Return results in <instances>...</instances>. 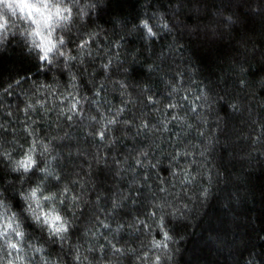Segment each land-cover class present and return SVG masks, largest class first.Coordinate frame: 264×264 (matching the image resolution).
<instances>
[{"label":"clouds","instance_id":"clouds-1","mask_svg":"<svg viewBox=\"0 0 264 264\" xmlns=\"http://www.w3.org/2000/svg\"><path fill=\"white\" fill-rule=\"evenodd\" d=\"M0 85V264H183L264 168V0H0ZM117 126L142 171L104 159ZM225 243L264 264L254 216Z\"/></svg>","mask_w":264,"mask_h":264},{"label":"trees","instance_id":"trees-1","mask_svg":"<svg viewBox=\"0 0 264 264\" xmlns=\"http://www.w3.org/2000/svg\"><path fill=\"white\" fill-rule=\"evenodd\" d=\"M195 15V10H193V16ZM190 20H192V17H190ZM192 22H195V20H192ZM97 75L101 74L98 73ZM6 86L0 85V122H11L13 123V127H15L8 113L13 111L14 105L18 106L20 96L18 93L11 95L4 93L3 88ZM129 91L131 92L132 89H129ZM100 93L101 96L104 95L103 88L100 89ZM157 94L159 95V93ZM110 98L114 104H120L121 97L119 93H112ZM128 107L131 111L126 110V115L121 117V119L127 118L131 125L133 115L139 111V108H133L131 103H129ZM169 112L171 113V109ZM155 119L153 118V122H155ZM171 127L172 131L168 135L175 139L174 134L179 131V128L176 126ZM4 131L5 133L8 132L7 129ZM123 131L134 135L136 129L129 126ZM115 134L120 136L118 150L114 151L112 148H109L103 153L104 159L107 161L110 156L114 155L116 160L120 161L124 156H129V164L133 165L137 172L142 171L131 157L136 154L134 151L136 148L147 146L149 140L146 137L140 136H137L133 140L130 136L121 135L120 126L116 127ZM160 147L167 148L168 145L161 144ZM156 151H159V149ZM149 154L152 155L153 153L150 152ZM99 174L102 179L111 182L112 176L105 169L104 165L100 166ZM144 175H148V172L144 171ZM132 178L129 175L127 180L120 185L121 188L128 187V182ZM132 195L138 196L139 193L133 192ZM241 201L242 206L240 208L232 205L222 207L219 204L212 206L205 216L203 223L192 232L182 257L183 264H229L231 252L229 251V245L225 243L229 236L232 234L239 235L241 229L249 226L253 216L256 218L257 223L264 228V168L259 169V166H257L255 172L248 177Z\"/></svg>","mask_w":264,"mask_h":264}]
</instances>
